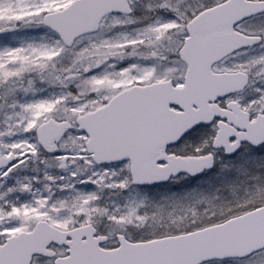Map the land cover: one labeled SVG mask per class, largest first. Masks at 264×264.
<instances>
[{
    "label": "snow or ice",
    "instance_id": "obj_1",
    "mask_svg": "<svg viewBox=\"0 0 264 264\" xmlns=\"http://www.w3.org/2000/svg\"><path fill=\"white\" fill-rule=\"evenodd\" d=\"M0 264H264V0H0Z\"/></svg>",
    "mask_w": 264,
    "mask_h": 264
}]
</instances>
